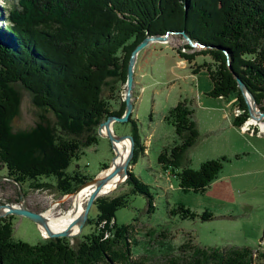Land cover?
Here are the masks:
<instances>
[{"label":"trees","instance_id":"1","mask_svg":"<svg viewBox=\"0 0 264 264\" xmlns=\"http://www.w3.org/2000/svg\"><path fill=\"white\" fill-rule=\"evenodd\" d=\"M1 17L7 26L0 25V170L4 168L20 183L30 179L34 188H40L47 182L38 178L53 176L57 190L65 194L72 192L73 183L88 180L65 171L83 147L96 142L92 133L101 121L123 115L125 102L114 111L109 101L115 98L112 94L105 97L104 90L114 89L109 78L126 80L131 53L148 35L185 31L207 46L202 53L209 54L213 64L204 65L212 82L206 94L214 98L237 95L244 114L234 119V125L240 126L249 116L235 74L264 112V0H4ZM183 56L189 61L195 58ZM16 83L31 92L36 106L52 112L56 124L66 131L56 133L58 127L40 118L35 128L13 132L9 124L20 105L19 91L13 86ZM192 115L186 101L165 114L164 120L174 127L179 142L164 148L158 162L178 178L182 191L201 193L228 159H209L196 169L177 171L199 137ZM130 123L134 138L130 164H134L145 147L136 122L130 119ZM127 182L133 194L147 197L151 211L153 198L147 186L131 170ZM127 203V194L98 200L96 218H115V212ZM170 213L182 219L213 218L210 212L198 214L183 204ZM11 220L12 216L0 217V264H153L131 259L134 253L128 241L132 224L118 225L115 220L112 236L94 230L75 244L60 237L30 244L14 240ZM186 245L191 250L188 259L174 257L157 264L255 263L249 247L221 251Z\"/></svg>","mask_w":264,"mask_h":264},{"label":"rangeland","instance_id":"2","mask_svg":"<svg viewBox=\"0 0 264 264\" xmlns=\"http://www.w3.org/2000/svg\"><path fill=\"white\" fill-rule=\"evenodd\" d=\"M2 1L4 2L0 0V4ZM0 25L7 26L3 17L0 18ZM184 33L186 32L169 31L163 35H148L163 36V39L151 40L136 54L130 92L127 75L124 82L118 80L117 76L109 78L114 89L109 91V88L105 87L104 96L111 97L110 94L114 96L115 99L109 101L112 109L118 110L121 103L125 102L122 115L125 116L129 93L131 111L128 120L123 122L113 120L108 129L101 124L108 117L116 115H110L101 121L92 133L96 142L83 147L79 158L73 159L66 169L67 175L86 176L87 181L73 183L72 192L63 194L57 190L56 179L53 176L38 178V181L48 184L34 188L30 179L20 183L12 179L2 168L0 206L25 208L43 217L53 207V215H64L73 206L71 196L83 189L78 190L80 186L101 178L103 172L111 169L118 159L115 144L120 140H111L108 135L112 133L116 136H132L130 123L132 119L137 124L138 135L145 150L139 152L134 164L128 165V173L131 170L151 192L153 198L151 211L145 195L131 192L132 187L127 182V174L113 190L99 194L94 199L81 229L77 228L76 224L77 226L74 227L77 228L76 233L60 238H67L70 243L75 244L82 239L83 234L94 230L112 236L111 229L116 220L118 225L133 226L129 231L128 241L134 253L132 260L157 264L174 257L188 259L191 250L186 244L189 243L202 248H218L221 251L249 247L253 251L254 264H264L262 256L264 253V117L260 116V113L264 112L259 109L255 101L256 108L252 110L254 116L249 112L248 118L240 126L234 125V119L244 114V109L237 104V95L233 93L228 97L214 98L206 94L210 91L212 82L204 65H212V57L205 52L202 53L207 48L206 45L190 38L186 33L191 40L189 42L184 37ZM184 54L195 58L189 61L183 56ZM225 54L228 56V51ZM229 61L231 64L228 57ZM13 86L19 91L20 96L18 111L9 124L13 132L35 128L40 118L42 122L47 120L51 122L50 125L58 127L56 133L66 131L56 124L58 120L52 112L33 103V95L28 89L19 83ZM246 89L248 95L245 96L242 91L241 93L249 110V104L252 106L249 93L251 95L252 93L247 87ZM180 101L190 103L193 109L192 119L198 126L199 137L185 153L182 166L177 171L183 167L196 169L201 162L209 159L223 156L228 159L224 162L218 177L201 193L182 191L178 178L169 170L163 169L158 162V155L164 148L179 142L174 127L164 120V116ZM200 101H203V106L199 104ZM62 122L64 127L68 126L66 122ZM126 138L124 140H129L130 144L125 159L130 154L132 146V140ZM86 140L87 138H83L84 142ZM88 186H92L93 189L92 187L84 189L89 193L84 202L83 213L76 220L83 217L89 198L93 194L94 185ZM126 194L128 203L115 212V218H96L98 214L96 201H110ZM179 204L198 214L210 212L213 218L182 219L179 215L171 214L170 210ZM10 216H12L14 240L38 244L48 238H56L50 237L41 223L22 215ZM76 220L69 227H73Z\"/></svg>","mask_w":264,"mask_h":264},{"label":"water","instance_id":"3","mask_svg":"<svg viewBox=\"0 0 264 264\" xmlns=\"http://www.w3.org/2000/svg\"><path fill=\"white\" fill-rule=\"evenodd\" d=\"M184 37L186 39H188L189 42H191V40L186 35V33H184ZM156 38H157V40H162L163 36H148L139 45H137L135 47V49L133 50L132 55L130 57L129 64H128V68H127V80H128L127 86H128L129 92L132 89V79H133V70L132 69H133L135 56L139 52V50H141L143 47H145L151 40L156 39ZM228 65H229L230 70L232 71V66L230 64V61L228 62ZM235 77H236L237 83H238L242 93L244 95L245 94L248 95L247 89H246L243 81L237 75H235ZM249 98L251 100L250 103L252 105V106H250V104H249V112H250L251 116H254L252 114V110L256 108L255 99H254L253 95H251L250 93H249ZM126 107H127V109H126L125 116H110V117L107 118L106 121H104V123L101 124V126L102 127L105 126L108 129V127L110 125V122H112L113 120L121 121V122L128 120V117H129L130 111H131L130 94L129 93H128V96H127V99H126ZM260 116L264 117V113H260ZM108 136H109V138L111 140L117 139V141H118V140L124 139L126 137H128L130 140H132V146H131L130 154L128 155V157L126 159V162H124V164L122 166H115L114 171L111 172L110 175L105 176L104 178L101 177L99 179H94V180H92L90 182H87L86 184H83L82 186H80L78 188V190H80L81 188H84L85 186H88L90 184L94 185L93 194H91V196L89 198V201H88V204H87V207L85 209V213H84L83 217L78 219V220H76L73 223V225L77 224L79 229L82 228L85 219L88 217V212H89L90 207L93 204L94 199L100 194V192H101L102 188L104 187V185L106 184V182H108L110 179H112L115 174H120L121 172H123V175H125V176L128 174V163H129V161L131 160V158L133 156V149H134L133 137L131 135H128V136H116V135H113L112 133H110ZM3 207L6 208L7 210L5 212H1L0 213V217L10 216V215H14V214L26 216V217L36 221L39 224L41 223L45 227V229L48 232V235L50 237H67V236L71 235L70 228H72V226L69 227L65 231L51 232L48 229V227L46 226L45 219H44V217L41 214L35 213V212L30 211V210L25 209V208H17V207L11 206V205L0 206V209H2Z\"/></svg>","mask_w":264,"mask_h":264},{"label":"bare ground","instance_id":"4","mask_svg":"<svg viewBox=\"0 0 264 264\" xmlns=\"http://www.w3.org/2000/svg\"><path fill=\"white\" fill-rule=\"evenodd\" d=\"M122 140H124V139H122ZM129 144H130L129 140H124V141L120 140V142H117L115 144L118 159L115 160L114 165L111 167V169L107 170L106 172H103L104 175L102 176V178L110 175L111 172L114 171L115 166H122L124 164V162H126L127 157L125 159V156H126L127 147H129ZM133 156H134V154H133ZM133 156H132V158H133ZM132 158H131V160H132ZM124 159H125V161H124ZM131 160L129 161L128 165L131 163ZM121 162H123V163L121 164ZM123 177H124L123 172H121L120 174H115L112 179H110L108 182H106L107 185L106 184L104 185L100 194H103L109 190H113L117 186V184H119V182L123 179ZM90 187H92V186L84 187L79 193H77L74 196L73 195L71 196V198H73V206L66 213H64V215H60V216L53 215V212H52L53 207H51V209L48 210V212L45 215L43 214L44 217L46 218L45 223L47 224L46 226H48L49 230H51L52 232H60L63 230H67L69 228V226L71 225V223L82 215L83 210H84V202L87 199V196L89 193V191L84 190V189H88ZM92 189H93V187H92ZM91 192H92V190H91ZM6 210H7L6 208L0 209V213L5 212ZM15 215H17V214H15ZM75 226H77V225H74L72 228H70L71 234L76 233L75 231L77 230L78 226H77V228H74Z\"/></svg>","mask_w":264,"mask_h":264},{"label":"crops","instance_id":"5","mask_svg":"<svg viewBox=\"0 0 264 264\" xmlns=\"http://www.w3.org/2000/svg\"><path fill=\"white\" fill-rule=\"evenodd\" d=\"M191 73H192V71H191ZM220 99H221V98H220ZM200 100H201V99H200ZM222 100H224V99H222ZM199 104L203 106V101H200ZM234 105H235V104H234ZM231 121H232V119H231ZM231 124H232V123H231ZM232 127H235V126L232 125Z\"/></svg>","mask_w":264,"mask_h":264}]
</instances>
